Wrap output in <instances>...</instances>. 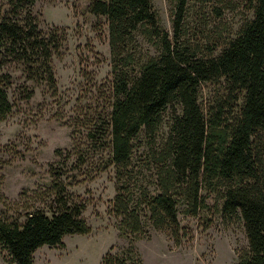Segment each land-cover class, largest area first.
<instances>
[{
  "label": "trees",
  "instance_id": "obj_1",
  "mask_svg": "<svg viewBox=\"0 0 264 264\" xmlns=\"http://www.w3.org/2000/svg\"><path fill=\"white\" fill-rule=\"evenodd\" d=\"M36 1L0 0L5 6L0 13V122L13 109L8 98L13 77L2 71L7 63L19 67L33 88L43 86L52 97L58 93L53 58L62 56L66 31L40 28L32 12ZM250 1L252 20L218 55L205 57L179 35L187 0H177L173 40L152 0H89L88 13L103 18L107 27L112 83L105 109L84 132L87 141L104 137L109 147L106 167H113L115 195L108 212L129 242L107 252L100 264H141L134 243L147 227L168 232L178 245V207L197 216L207 208L202 191L220 194L223 219L242 222L247 248L239 264H264V0ZM137 33L158 46V56L135 59ZM207 82H223L232 105L219 99L205 114L198 96ZM19 88L23 99L33 96V88ZM174 104L180 113H173L168 135L159 141L162 114ZM140 151L144 166L134 163ZM50 177L49 193L38 195V205L24 203L22 215L0 216V249L8 264H33L38 249L62 247L65 236L90 233L84 203L68 201L52 167Z\"/></svg>",
  "mask_w": 264,
  "mask_h": 264
},
{
  "label": "rangeland",
  "instance_id": "obj_2",
  "mask_svg": "<svg viewBox=\"0 0 264 264\" xmlns=\"http://www.w3.org/2000/svg\"><path fill=\"white\" fill-rule=\"evenodd\" d=\"M88 4L89 0H37L33 5L40 28L57 26L66 31L62 56L53 58L56 97L43 86L33 88L19 67L2 66L13 77L8 89L13 109L0 122V216L22 215L24 203L38 205V195L49 193L52 167L65 184L68 201L84 203L82 216L90 227L87 235L65 236L62 247L38 249L33 264H100L107 252H118L129 243L108 212L115 195L113 167H106L109 147L104 137L93 142L85 138L84 127L105 109L112 83L107 27L103 18L88 13ZM176 4L177 0H152L171 40ZM4 10L0 2V13ZM252 18L250 0H187L179 35L199 56H216ZM135 40L133 54L138 62L158 56L157 45L139 33ZM22 85L33 88L28 100L20 94ZM231 98L223 82L201 83L198 103L205 114L219 99L229 100L231 106ZM241 104L242 100L237 102L235 113ZM174 112L180 113L178 104L163 112L159 141L168 135ZM72 131L76 139L71 138ZM141 152L134 160L136 166H144L138 158ZM22 193L26 195L21 198ZM201 193L207 208L197 216H187L183 206L178 207V245L168 232L152 227L135 241L141 264H239L238 256L247 248L242 222L222 218L220 194ZM7 261L0 249V264Z\"/></svg>",
  "mask_w": 264,
  "mask_h": 264
}]
</instances>
